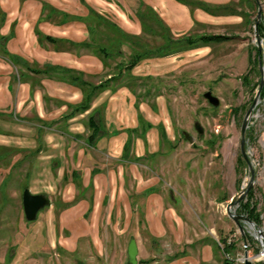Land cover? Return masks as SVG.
Masks as SVG:
<instances>
[{
  "label": "rangeland",
  "instance_id": "374dc122",
  "mask_svg": "<svg viewBox=\"0 0 264 264\" xmlns=\"http://www.w3.org/2000/svg\"><path fill=\"white\" fill-rule=\"evenodd\" d=\"M259 1L264 66V0ZM188 3L190 18L183 27H170L149 9L140 19L132 11L105 12L109 20L112 16L126 22H122L123 28H105L104 34L100 29L94 32L92 48L103 47L109 56L101 78L81 76L95 84L113 75L117 80L96 95L88 111L71 118L75 105L60 108L53 102L49 109L36 107L44 119L64 120L60 125L52 123L47 131L48 147L39 146L34 140L35 128L21 121L33 117V110L13 106V114H4L8 117L0 122V146L13 150L2 158L0 166V229L12 233L15 227L20 228L17 237L0 236V263L7 248L10 262L15 256L22 239L19 234L30 232L36 224L39 228L51 224L46 217L54 214V208L56 219L66 214L54 222L58 230L68 228L90 235L85 239L102 256L97 264H127L130 238L136 241L137 264H184L181 259L199 243L209 245L213 240L222 245L229 238L235 240L239 253L243 254L241 241H247L249 254H258L261 247L254 239L255 231H261L264 238V87L245 134L255 181L232 209L255 226L240 222L239 230L225 211L249 180L239 140L243 118L260 80L253 31L257 4L255 0ZM155 16L167 24L173 42L167 52L158 49L166 38ZM209 35L226 38L177 47L176 42L184 37ZM143 52L146 56L138 59ZM50 85L59 96L66 90L59 82ZM207 91L219 99L218 107L203 98ZM91 113L100 129L89 147L87 117ZM195 123L200 124L201 134ZM51 134L59 135V141H53ZM33 162L38 169L27 173ZM24 189L49 200L34 221H26L23 214ZM170 209L187 223L174 228L175 237L159 235L167 228L166 219L173 216ZM72 215L74 219L69 221ZM189 226L197 233L205 226L215 230L205 237L192 236L187 233ZM218 250L220 261H224ZM89 258L95 259L91 253Z\"/></svg>",
  "mask_w": 264,
  "mask_h": 264
},
{
  "label": "crops",
  "instance_id": "0c3cea01",
  "mask_svg": "<svg viewBox=\"0 0 264 264\" xmlns=\"http://www.w3.org/2000/svg\"><path fill=\"white\" fill-rule=\"evenodd\" d=\"M189 1L196 3V0H0V122L8 117L4 115L6 112L12 113L10 110L13 106L15 109L25 106L30 111L33 110L35 113L33 117L21 121H27L33 129L35 128L34 140L38 141L39 146L41 144L42 148L48 147L45 142L47 131L51 130L52 123L60 125L64 120H60L62 117L59 120L44 119L36 107L40 106L45 110L49 109L53 102L60 108H64L65 105L77 106L81 103V90L65 81L58 80L59 75L71 77L75 73H82L86 78L89 76L95 79L101 78L106 58L98 51L101 48L96 47V51L92 48L94 46L91 40L94 32L100 29L104 34L105 28H123L122 22H126L124 19L117 21L112 16L109 20L105 12L127 11L129 13L132 11L135 17L140 19L144 15L143 12L149 9L156 11L164 23L166 22L170 27H183L186 19L190 18ZM212 1L226 2V0ZM56 82L66 86L63 95H56L49 89L52 88L50 84ZM88 82L94 83L90 80ZM97 101L98 99H95L94 105H97ZM48 111L50 114L51 111ZM42 126L45 128L40 130ZM0 133L3 131L0 130ZM50 138L53 141L60 139L59 135L54 137V134H51ZM12 150L0 146V166L2 158H7L10 155L8 152ZM27 152L33 151L27 150ZM34 162L30 165V170H25L27 173L38 169L34 168ZM55 165V159H52L51 168ZM68 205H71V202L66 204V207ZM53 210L54 214L46 217L52 221L51 224L47 222L43 228H39L36 224L30 232L19 234L22 239L17 250L14 251L15 256L10 262L8 259L10 248L5 249L0 264H13L14 259L16 264H92L95 262L97 264L100 259L102 260L100 252L93 250L88 239H85L90 235L84 232L79 234L68 228L65 230L56 228L54 222H60L66 214L57 215L56 219V210L55 208ZM170 211L173 216L170 215L166 219L167 228H163V232L159 235L168 233L175 237L177 234H174V228L178 229L179 226L183 227L187 223L174 210L170 209ZM66 213L69 214V211ZM36 218L38 219L37 216ZM0 219L2 220V217ZM73 219L72 215L69 221ZM18 228L20 227H15L12 233L2 228L0 236L8 233V236L17 237ZM195 230L189 226L187 233L205 237V235H211L212 230L215 229L205 226L204 229L199 228L198 233ZM90 253L95 259L89 258ZM188 253L189 255L181 259L184 264H191V262L193 264H223V260L220 261V251L213 240L209 245L204 242L199 243L198 246L188 250ZM17 255L19 258H16Z\"/></svg>",
  "mask_w": 264,
  "mask_h": 264
},
{
  "label": "water",
  "instance_id": "95a60500",
  "mask_svg": "<svg viewBox=\"0 0 264 264\" xmlns=\"http://www.w3.org/2000/svg\"><path fill=\"white\" fill-rule=\"evenodd\" d=\"M257 4V13L254 19L253 23V31L255 34V42L258 48L259 52V74H260V80L257 85V89L255 92V96L252 100V103L247 110L242 124L240 128V140H239V148H240V153L242 156L243 161L245 162L248 172H249V180L245 186L242 187L241 191L234 195L229 203L226 205V215L234 221V223L237 225L239 230L242 229L241 223L240 222H246L250 224L252 227L255 225L250 222L247 218L243 216H238L232 212V209L238 205L244 197L247 195V193L251 190L254 181H255V170L250 162V159L248 157L247 151H246V139H245V134L246 130L249 125V121L252 115V112L254 111L255 107L258 104L261 90L264 85V66L261 62V50H262V39L260 38V33L258 31L259 27H262L261 23V16H262V7L261 3L259 0H255ZM203 98L214 108L219 106V99L215 97L210 91H207L203 94ZM196 131L201 134L202 133V128L199 123H195L194 125ZM49 205V200L48 198L43 195V194H32L28 189H24L22 193V209H23V214L25 217L26 221H34L36 219L37 213L47 207ZM257 235L259 236L261 245H262V250L264 251V238L261 233V231H255ZM137 245L136 241L134 238H130L126 247V258H127V264H137ZM243 264H253L250 260H245Z\"/></svg>",
  "mask_w": 264,
  "mask_h": 264
},
{
  "label": "trees",
  "instance_id": "16d2710c",
  "mask_svg": "<svg viewBox=\"0 0 264 264\" xmlns=\"http://www.w3.org/2000/svg\"><path fill=\"white\" fill-rule=\"evenodd\" d=\"M156 18H157L156 21L159 23L158 26H160L161 33L166 38V40L163 41V44L159 45L158 49H159V51L160 50L166 51L169 46H172L171 44L173 42L170 41V39L168 38L166 25L162 21H160L158 17H156ZM145 29H147V28H145ZM260 29L261 28L259 27L258 28L259 33H260ZM196 38L184 37L182 39H179L180 41L176 42L177 47H179L180 49H185L188 46H190V45H192L198 41H204L206 43H211L212 40H221V39H225L226 37H224L222 35H209V36H199L197 39ZM99 51L105 55V58H108L109 55L107 56L106 51L103 48L99 49ZM146 53L147 52H143L142 54H139V55L136 54V55L138 56V59H140V56L142 58V56H146L145 55ZM132 65L133 64H131V66ZM81 75L82 74L79 73L76 76H71V77H68V76L64 77V75H59L57 77L58 80L65 81L68 84L79 88L82 92L81 103L79 105L73 107V108L71 107V112H70L68 118H71L74 114H83L84 112L88 111V109L91 107L92 101L96 97V95L99 92L104 91L109 85H111L112 83H114L117 80V78H113V77H115L113 75V76H110L108 78V80H104L103 82H100L98 84H93L91 82L84 80ZM263 87H264V85H263ZM92 113L89 114L87 117V128L90 131V134L87 137L86 141H87V145L89 147H92L94 145L93 141H94L95 137L97 136L98 131L100 129L99 126L97 125V123L95 122ZM127 141H128V139H127ZM127 141L123 146V150H126V146L128 145ZM92 173H95V170ZM220 241H222V240H220ZM224 243H225V240H224ZM215 245L218 248V245L216 243H215ZM224 249H225V251H227L229 253H233V252H235L236 248L233 245H229V246H225ZM223 264H228V263L224 260Z\"/></svg>",
  "mask_w": 264,
  "mask_h": 264
},
{
  "label": "built area",
  "instance_id": "2783aa9c",
  "mask_svg": "<svg viewBox=\"0 0 264 264\" xmlns=\"http://www.w3.org/2000/svg\"><path fill=\"white\" fill-rule=\"evenodd\" d=\"M243 238V237H242ZM254 239L260 244V251L258 252V254L256 255H250L249 250H250V244L247 241H241V244L239 245V247H241V249L243 250V254L239 253L237 251V246L235 243V240L232 238H229L228 240H226V242L224 244H220L219 242H217L218 248H220V250L223 253L224 256V260L228 263V264H243L245 260H250L251 262H264V251L262 250V245L259 239V236L257 235V233L255 232L254 234ZM229 245H233L235 246V252L233 253H229L227 251H225V246H229ZM255 256H258L256 259L254 258Z\"/></svg>",
  "mask_w": 264,
  "mask_h": 264
},
{
  "label": "bare ground",
  "instance_id": "6f19581e",
  "mask_svg": "<svg viewBox=\"0 0 264 264\" xmlns=\"http://www.w3.org/2000/svg\"><path fill=\"white\" fill-rule=\"evenodd\" d=\"M250 225V224H249ZM251 228H253L251 225H250Z\"/></svg>",
  "mask_w": 264,
  "mask_h": 264
}]
</instances>
